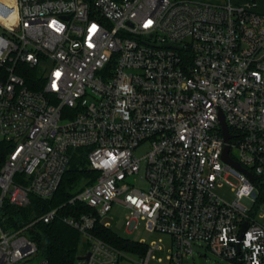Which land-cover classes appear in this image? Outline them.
Wrapping results in <instances>:
<instances>
[{"label": "built area", "instance_id": "obj_1", "mask_svg": "<svg viewBox=\"0 0 264 264\" xmlns=\"http://www.w3.org/2000/svg\"><path fill=\"white\" fill-rule=\"evenodd\" d=\"M257 7L253 0H0V143L9 145L0 156V264L40 254L28 234L35 222L4 228L6 204L53 196L69 150L82 147L95 176L70 200L92 211L64 219L85 245L74 264L131 259L93 233L115 203L129 210L131 231L145 220L171 235L167 264H183L195 241L223 259L264 264L255 210V175H264ZM20 63L38 66L42 90L29 88ZM222 115L229 155L254 181L223 159ZM221 180L233 187L232 202L216 194ZM57 212L39 220L49 223ZM160 249L161 240L148 245L135 264H151Z\"/></svg>", "mask_w": 264, "mask_h": 264}, {"label": "trees", "instance_id": "obj_2", "mask_svg": "<svg viewBox=\"0 0 264 264\" xmlns=\"http://www.w3.org/2000/svg\"><path fill=\"white\" fill-rule=\"evenodd\" d=\"M17 72L25 78L32 90L39 91L44 88L45 82L38 66L33 67L27 63H20ZM8 148L9 145L4 144V142L0 143V156H5ZM86 151L87 149L83 147L69 150L71 158L68 168L59 189L53 196L42 198L30 194L29 204L24 207L9 203L5 206L4 216L7 215V217L3 220L4 228L17 230L30 222H35L29 228L28 234L36 241L40 254L50 264H74L85 246L80 231L66 223L64 219L69 217L80 218L83 214L92 211L82 201L70 202L87 184L93 181L90 177L95 176V172L89 167ZM255 177V184L259 190L255 207L257 211L264 204V175H255ZM53 209H57L58 212L51 222L45 223L39 220L40 216ZM93 233L120 250L138 254L147 253L148 245L146 243L123 237L101 222L97 223Z\"/></svg>", "mask_w": 264, "mask_h": 264}, {"label": "rangeland", "instance_id": "obj_3", "mask_svg": "<svg viewBox=\"0 0 264 264\" xmlns=\"http://www.w3.org/2000/svg\"><path fill=\"white\" fill-rule=\"evenodd\" d=\"M208 2H218L223 3L226 0H203ZM240 1V0H238ZM257 5L260 10L264 11V0H256ZM149 148L147 146L140 147L136 152L137 155L142 157ZM234 153L237 154V151L234 150ZM230 181L236 183V180L230 178ZM215 192L218 196L223 198L227 202H232L236 195L233 191V187L226 181L221 180ZM5 212L6 208L2 210V219L5 220ZM129 210L120 203H115L109 212L103 218V224H107L113 231L118 233L119 235L129 238L131 240L144 242L149 246H152L153 243L159 242L161 240V249L156 250L153 253V259L151 264H167L168 256L170 254V250L172 248L173 239L171 235L167 233H161L156 231L152 224L148 221L142 220L138 223L137 227L131 231L128 228L127 220L129 217ZM256 219L259 223L264 225V204L256 211ZM7 229V228H6ZM86 250V249H85ZM127 255L131 259H123L120 264H135V261L139 260L140 257L136 253L128 252ZM43 256L39 254L34 257V259L27 264H36L38 260H40ZM183 264H236L235 262L227 259H223L222 257L213 253L208 247L206 242H194V254L185 255Z\"/></svg>", "mask_w": 264, "mask_h": 264}, {"label": "water", "instance_id": "obj_4", "mask_svg": "<svg viewBox=\"0 0 264 264\" xmlns=\"http://www.w3.org/2000/svg\"><path fill=\"white\" fill-rule=\"evenodd\" d=\"M167 46H172V45L171 44H167ZM221 119H222V126H223V135H224V138H225V142L227 143L226 144V147H225V150H224L223 159L227 163H229V164L233 165L234 167H236L237 169L245 172L250 177V179L254 181L253 174L251 172H249L247 169H245L244 167H242V165L239 162L234 161L230 157V155H229V150H230L229 141L232 138V135L229 132V129L227 127V124H226V121H225L223 115H222ZM247 228H248V223L246 222V223H244V225L242 227V236L244 235V233H245V231H246ZM88 256L89 255H87L86 257H88ZM79 258H82V257H79ZM239 264H241V263L239 262Z\"/></svg>", "mask_w": 264, "mask_h": 264}, {"label": "crops", "instance_id": "obj_5", "mask_svg": "<svg viewBox=\"0 0 264 264\" xmlns=\"http://www.w3.org/2000/svg\"><path fill=\"white\" fill-rule=\"evenodd\" d=\"M226 1H227V0H226ZM232 1H234V2H236V3H241V2H245V1H247V0H240V1H238V0H232ZM253 1H255V2L257 3L256 0H253ZM257 8H258L259 12L264 13V11L260 10L259 7H257Z\"/></svg>", "mask_w": 264, "mask_h": 264}]
</instances>
